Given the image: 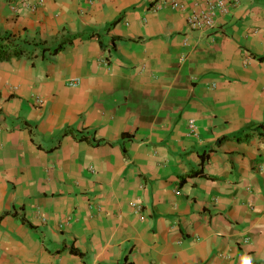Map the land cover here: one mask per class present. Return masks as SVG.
Here are the masks:
<instances>
[{"label": "crops", "instance_id": "obj_1", "mask_svg": "<svg viewBox=\"0 0 264 264\" xmlns=\"http://www.w3.org/2000/svg\"><path fill=\"white\" fill-rule=\"evenodd\" d=\"M205 7L0 0L34 50L0 61V264H264V0Z\"/></svg>", "mask_w": 264, "mask_h": 264}, {"label": "built area", "instance_id": "obj_2", "mask_svg": "<svg viewBox=\"0 0 264 264\" xmlns=\"http://www.w3.org/2000/svg\"><path fill=\"white\" fill-rule=\"evenodd\" d=\"M205 8H197L191 10L188 17L187 23L192 30H206L207 28L213 27L215 24V19L218 15H228L232 10L238 8L241 4V0H205ZM173 7L186 11L187 7L180 2H175ZM72 85H77L78 82H72ZM37 104H42V99H37ZM190 134L196 135V125L193 120L189 122ZM134 207L137 213L141 212V205L134 203Z\"/></svg>", "mask_w": 264, "mask_h": 264}, {"label": "trees", "instance_id": "obj_3", "mask_svg": "<svg viewBox=\"0 0 264 264\" xmlns=\"http://www.w3.org/2000/svg\"><path fill=\"white\" fill-rule=\"evenodd\" d=\"M45 50V49H43ZM58 48L54 49V53ZM34 50L28 51L25 49V46L17 44L11 38V36H0V61H8L13 57H20L25 54H32ZM200 173L196 171L194 174ZM74 252L80 253L78 250L73 249Z\"/></svg>", "mask_w": 264, "mask_h": 264}, {"label": "clouds", "instance_id": "obj_4", "mask_svg": "<svg viewBox=\"0 0 264 264\" xmlns=\"http://www.w3.org/2000/svg\"><path fill=\"white\" fill-rule=\"evenodd\" d=\"M244 264H251L250 259L246 258V259L244 260Z\"/></svg>", "mask_w": 264, "mask_h": 264}]
</instances>
